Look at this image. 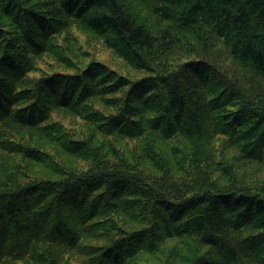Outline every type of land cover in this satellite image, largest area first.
Segmentation results:
<instances>
[{
    "label": "trees",
    "instance_id": "1",
    "mask_svg": "<svg viewBox=\"0 0 264 264\" xmlns=\"http://www.w3.org/2000/svg\"><path fill=\"white\" fill-rule=\"evenodd\" d=\"M22 260L264 264V0H0V264Z\"/></svg>",
    "mask_w": 264,
    "mask_h": 264
},
{
    "label": "rangeland",
    "instance_id": "2",
    "mask_svg": "<svg viewBox=\"0 0 264 264\" xmlns=\"http://www.w3.org/2000/svg\"><path fill=\"white\" fill-rule=\"evenodd\" d=\"M73 35L75 36V43L76 48L78 50L84 51L85 56L81 55L83 58V61L86 63L88 60L96 59L99 60L106 65H108L110 68L117 69L120 73L126 72V67L123 63L118 62L119 59L115 56V54L107 47L103 46L102 43L99 41H91L84 35L78 33L77 31L73 30ZM62 46L64 44H61ZM38 67L47 68L45 64L38 63ZM59 119H62L63 123L66 126H73L74 122L72 119L64 118L61 115L59 117H56ZM13 156V155H12ZM68 254L65 255L67 257ZM15 264H25L24 261L16 262Z\"/></svg>",
    "mask_w": 264,
    "mask_h": 264
}]
</instances>
